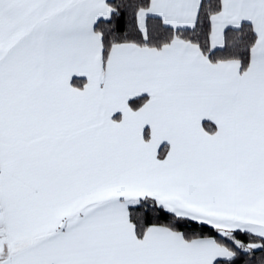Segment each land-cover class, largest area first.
Segmentation results:
<instances>
[{"label":"snow or ice","instance_id":"snow-or-ice-1","mask_svg":"<svg viewBox=\"0 0 264 264\" xmlns=\"http://www.w3.org/2000/svg\"><path fill=\"white\" fill-rule=\"evenodd\" d=\"M0 264H264V0H0Z\"/></svg>","mask_w":264,"mask_h":264}]
</instances>
